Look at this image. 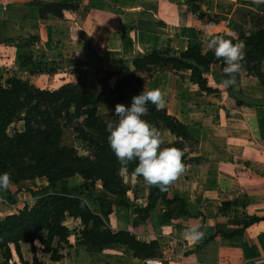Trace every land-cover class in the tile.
Segmentation results:
<instances>
[{
    "label": "rangeland",
    "instance_id": "374dc122",
    "mask_svg": "<svg viewBox=\"0 0 264 264\" xmlns=\"http://www.w3.org/2000/svg\"><path fill=\"white\" fill-rule=\"evenodd\" d=\"M204 10L206 14L201 15ZM263 15L264 2L258 3L256 0H178L176 3L169 0H91V34L95 35V28L102 36V26L115 24L116 19L122 30L125 23L136 22L138 30L154 28L155 32H151L147 39L127 41L115 35L106 38L105 42L96 34L95 41L101 46L103 54L111 53L125 58L153 50L170 49L176 53L195 44L200 46L202 53H206V31L235 37L229 27L232 21L248 34L259 24L262 25ZM103 16H108L109 21L101 23ZM209 25L213 27L209 29ZM71 32L73 28L61 30L60 35H64L65 39L59 36L47 41L46 49L52 57L44 53L42 46L35 45L32 39L16 41V45L27 47L17 68L19 72H1L0 84L5 86L7 79L17 77L40 89L53 90L64 84L76 83L79 78L89 82L96 73H116L121 67L129 65L125 60H118L109 67H99L92 50L90 52L82 47L77 39L75 44L69 43L72 40ZM76 33L77 30H74V35ZM212 71L219 73L218 67L212 68ZM238 75L244 94L264 99V61L259 63V71L254 76L242 71ZM207 78L215 91L200 90L190 71H177L171 66L163 67L145 82L146 89L158 88L165 94L164 109L183 122L199 143V154H186L185 168L168 186V198H177V201L166 205L159 199L147 219L140 221L133 206H144L150 201L151 186L125 167L117 172L118 184L114 193L105 191L91 170L88 180L80 174L56 180L54 191L78 189L77 192L62 195L65 198L64 207L70 209L72 214L78 215L85 208L91 210V215L93 211L99 213L97 201L90 199L88 192H80L83 183H87L103 201L127 203L128 206L124 207L114 205L109 216L113 231L124 229L129 232L120 236L121 241L127 244L109 241L101 250L102 254H97L98 257L110 259L111 264H140L134 259L135 254L139 259L158 258L163 264L177 263L182 260V255L196 253L200 247L199 240L187 239L183 233L189 215L201 217V208L218 206V212L225 216L236 214L243 217L245 211L264 213V108L237 105L225 87ZM114 82L115 78L111 77L109 88L97 97L95 108L99 115L114 111L115 105L121 104L111 93ZM135 95L132 89L125 91V102L130 104ZM70 113H74L72 107ZM59 124L62 130L61 145L72 148L78 157L91 160V148L75 131L76 128H83V116L71 120L63 118ZM22 131L23 122L20 120H14L7 127L0 126V172H7L10 176L8 189L0 191V219L17 213L23 205L28 208L36 206L45 195L42 189L48 185L45 175L32 174L29 167L32 162L22 159V155L17 153L16 141L5 140L2 136L6 133L11 137ZM161 134L163 141H173V136L167 130H162ZM239 162L243 163L241 170L237 166ZM234 175L240 177L239 182L233 180ZM217 190L221 194L215 197ZM51 191L48 189V193ZM9 193L17 201L12 207L7 204ZM70 213L65 212L63 225L69 229L71 249L66 246L60 249L59 252L65 257L62 263L89 264L91 255L86 252L80 234L83 225L78 216H71ZM85 218L92 226L93 219ZM255 219L251 216L249 222ZM98 228L103 229L102 226ZM39 235L45 233L40 232ZM38 247L39 244L35 242L34 246L21 245L20 248L23 256L29 258L31 249ZM37 254L41 261L50 263L40 251L37 250ZM3 261L0 252V263Z\"/></svg>",
    "mask_w": 264,
    "mask_h": 264
},
{
    "label": "trees",
    "instance_id": "16d2710c",
    "mask_svg": "<svg viewBox=\"0 0 264 264\" xmlns=\"http://www.w3.org/2000/svg\"><path fill=\"white\" fill-rule=\"evenodd\" d=\"M65 7L64 4L48 5L44 6L41 11L45 10L59 15L60 10ZM204 14L206 12L201 11V15ZM218 17L225 19L222 15H218ZM262 20V25L259 24L254 31L248 34L230 21L229 27L234 31L235 37L222 34L233 43H236L237 40L243 41L245 48L241 71L253 76L258 73L259 63L264 60V15ZM87 47L91 48L89 45ZM94 58L99 67H104L115 57L105 58L95 51ZM126 60L131 64V68L123 66L116 73L111 71L105 74L96 73L89 82L79 78L76 83L64 84L53 90L40 89L17 77L7 79L5 86L0 84V126L7 127L14 120L23 122L22 132L11 137L6 133H3L2 136L5 140L16 141L17 153L22 155V159L32 162L29 163L32 174L45 175L48 183L42 189L45 194L43 199L36 206L28 208L27 205H23L21 210L16 211L17 213L0 219V252L4 259L0 264H45L40 262L36 256H33L30 261L24 260L21 256L20 244L33 243L35 240L40 242L42 252L49 254V260L58 264L56 262L61 259L59 250L63 248L62 246H69V229L63 225V220L66 216L65 212H71L70 209L64 207L65 198L62 195L78 191L76 188H72L68 192L65 189L54 191L58 178L80 174L88 180V173L91 170V174H95L99 178L104 190L109 193L115 192V187L118 184L117 172L122 167L107 143L106 125L108 122L116 121L117 117L114 115V111L99 115L95 108L97 97L103 95L109 88L111 77L115 78L111 93L126 107L130 104L124 101L125 91L132 89L137 95L140 94L145 87L146 80L165 66H171L177 71H190V75L196 80L199 89L205 92L215 91V88L208 84L207 77H210L218 85H222L220 82L226 78L223 72L225 67L223 59H218L209 50L202 53L197 44L176 53H172L170 49L153 50L133 55ZM214 67H218L219 73L212 71ZM236 80V85L226 88V91L233 97L237 105L264 106V99L252 98L243 93L238 74ZM71 107L74 113H70ZM146 107L148 112L142 119L148 121L160 132L168 130L175 137L172 142H163L161 147H175L180 150L184 168L185 154L198 152L197 141L190 135L186 125L169 114L166 109L157 111L151 103ZM81 116H83V128H76L75 131L78 137L86 143V146L91 148V160L78 157L72 148L60 143L62 130L59 120L63 118L71 120ZM28 150L31 152L28 153ZM27 153L28 155H26ZM137 163L136 160L128 162L126 170L135 174L134 168ZM33 169L39 171L36 172ZM168 186L164 191L156 186H151L150 201L144 206H137L140 220L147 219L149 211L154 208L159 198L166 205L178 200L167 197ZM80 188V192H88L90 199L97 201L99 210V213L93 211L92 215L91 210L87 208L78 215L70 213L71 216H78L81 220L83 228L80 234L87 248L98 252L109 241L127 244L121 241L120 236L128 235L129 232L125 230L113 231L108 220L113 205L127 206V203L124 201H103L87 183L81 184ZM48 189H52V191L48 193ZM8 198L10 204H15L16 201L10 193ZM85 216L93 219L92 226L88 225ZM99 226H102L103 229H99ZM40 232H44L45 235L40 236ZM94 242L100 244L96 245ZM9 244L14 245L19 263L11 262ZM133 256L137 257L136 254Z\"/></svg>",
    "mask_w": 264,
    "mask_h": 264
},
{
    "label": "crops",
    "instance_id": "0c3cea01",
    "mask_svg": "<svg viewBox=\"0 0 264 264\" xmlns=\"http://www.w3.org/2000/svg\"><path fill=\"white\" fill-rule=\"evenodd\" d=\"M169 1L176 3L178 0ZM57 4L66 5L65 8L60 10L59 15L45 10L41 11L44 6ZM107 21H109L108 16L101 17V23ZM118 22L119 21L116 19L115 24L102 26V36L99 33V29L93 28V31L95 35L97 34L100 36V40L102 42H105L106 38H112L115 35H118L120 38L127 41L132 39H147L150 37L151 32H155L154 28L144 31L138 30L136 22L125 23L124 29L122 30ZM69 28H73V32L70 33L72 40L69 43L75 44V39H77L82 47L86 48L90 52L92 50L93 55L96 51L105 58L108 56L115 57L107 66L104 67H109L118 60H125L128 62L126 59L131 57L119 58L117 55L111 53L103 54L101 46L95 41V35L91 34V0H0V74L1 72H5V74H16L19 72L17 68L19 67L20 59L26 46L16 45V41L20 39H32L35 45L42 46L45 50L44 53L52 57L46 49V45L48 43L47 41L58 38L59 36L65 39L64 35H60V31ZM74 30H77L75 35ZM225 34L230 35L227 33ZM87 45L91 46V48H88ZM33 47L35 46L33 45ZM126 66L131 68L130 63ZM255 107L264 108V106ZM189 133L197 141L198 146V152L191 153L199 154L200 147L198 140L191 134L190 131ZM169 134L172 135L170 132ZM173 140H175L174 136ZM186 164L187 161L185 166ZM237 166L240 167L241 170L243 168V163L239 162ZM233 180L235 182H239L240 177L234 175ZM219 194H221V192L217 190L214 193V196L217 197ZM16 203L17 201L15 204L7 202V204L11 207L16 205ZM117 206L124 207L121 205ZM137 206L141 205L137 204L133 206L135 208V215L138 220H140L137 214ZM113 207L114 205L112 206V212ZM217 209L218 206L213 207V205H209L200 209V211H202L201 217H196L194 214L189 215V219L185 221L186 226L199 225V230L204 233L203 237L199 239L198 242L200 247L196 253H186L182 255V260L177 263L173 261L171 264H264V213L260 214L257 212L251 213L250 211H245V215L243 217H239L236 214H228L225 216L219 213ZM111 213L108 215L109 225V216ZM251 216L256 217V221L249 222ZM35 242L39 244V247L31 249V255L29 258H25L23 256V252L20 248L23 259L30 261L33 256H36L40 262H43L37 254L38 250L46 257L47 262H50L43 263L54 264L49 260V254L42 252V246L38 240H35L33 243H21L20 247L21 245L34 246ZM66 247L71 249L70 241L69 246ZM9 248L11 252V262L16 261L19 263V258L14 249V245L9 244ZM86 252L91 255V261H89V264H111L109 263L110 259H106L101 256L98 257L102 254V251H91L86 246ZM60 254L61 259L56 263L63 264L62 261L65 257L62 253ZM134 259L138 260L140 264H143V259H139L137 257H134Z\"/></svg>",
    "mask_w": 264,
    "mask_h": 264
},
{
    "label": "clouds",
    "instance_id": "9594fccd",
    "mask_svg": "<svg viewBox=\"0 0 264 264\" xmlns=\"http://www.w3.org/2000/svg\"><path fill=\"white\" fill-rule=\"evenodd\" d=\"M264 2V0H256ZM213 26L209 25L211 29ZM207 49L212 51L215 57L222 58L225 64L223 72L226 76L220 83L228 88L237 83L236 75L242 69L245 45L243 42L233 43L223 35L213 34L211 31L204 33ZM164 93L158 89H145L131 99L129 106L117 104L114 115L117 120L108 122L107 143L115 154L116 159L124 168L128 162L138 161L134 173L143 178L149 186H156L161 191L183 170L182 152L175 147H161L163 140L161 132L145 119L147 104L151 103L157 111L165 107ZM10 176L7 172H0V191L7 190ZM199 225H191L185 228L183 235L192 241L201 239L204 233L199 230Z\"/></svg>",
    "mask_w": 264,
    "mask_h": 264
},
{
    "label": "built area",
    "instance_id": "2783aa9c",
    "mask_svg": "<svg viewBox=\"0 0 264 264\" xmlns=\"http://www.w3.org/2000/svg\"><path fill=\"white\" fill-rule=\"evenodd\" d=\"M143 264H162L158 258H146L143 259Z\"/></svg>",
    "mask_w": 264,
    "mask_h": 264
},
{
    "label": "water",
    "instance_id": "95a60500",
    "mask_svg": "<svg viewBox=\"0 0 264 264\" xmlns=\"http://www.w3.org/2000/svg\"><path fill=\"white\" fill-rule=\"evenodd\" d=\"M171 1H176V0H171Z\"/></svg>",
    "mask_w": 264,
    "mask_h": 264
}]
</instances>
